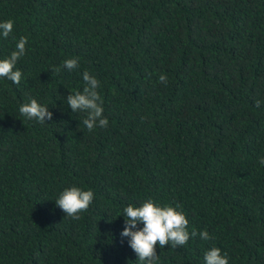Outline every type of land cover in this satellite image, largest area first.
<instances>
[{"label":"trees","instance_id":"16d2710c","mask_svg":"<svg viewBox=\"0 0 264 264\" xmlns=\"http://www.w3.org/2000/svg\"><path fill=\"white\" fill-rule=\"evenodd\" d=\"M9 19L0 59L28 43L21 82L0 78V264H139L123 209L149 199L212 237L158 264H264V0H0ZM85 70L109 121L91 132L66 102ZM29 98L53 119L22 116ZM72 186L95 194L75 220L55 205Z\"/></svg>","mask_w":264,"mask_h":264},{"label":"clouds","instance_id":"9594fccd","mask_svg":"<svg viewBox=\"0 0 264 264\" xmlns=\"http://www.w3.org/2000/svg\"><path fill=\"white\" fill-rule=\"evenodd\" d=\"M14 28V21L9 19L0 22V36L8 38ZM28 38L22 36L15 45V50L11 54L0 59V78L9 80L14 84L21 82L23 73L16 66L20 58L26 54V45ZM63 67L72 71L79 67V57L66 59ZM53 71L59 73L60 68H53ZM85 86L82 91H76L68 95L66 102L73 113L85 112L86 118L83 124L91 132L96 127L106 128L109 121L104 117L103 99L100 92V81L91 75L87 70L82 74ZM159 82L166 84L167 76L161 74ZM255 107H260V101H255ZM19 112L28 120H36L44 124L46 120L51 121L53 114L49 108L38 103L34 98H29V102L19 107ZM264 166V156L259 160ZM95 198L91 189L84 190L77 186L65 188L55 201V205L61 209L65 216L72 219H79L80 213L89 209ZM125 226L121 232L122 237L129 238V247L136 253L139 264H158L159 255H157V245L159 248L171 246L178 248L186 245L190 238L197 235L202 240H209L207 230L197 233L195 230L189 232V220L179 203L176 205H161L154 200H146L141 206L129 204L123 209ZM143 225L142 228L138 227ZM204 264H229V257L221 249L212 247L204 253Z\"/></svg>","mask_w":264,"mask_h":264}]
</instances>
